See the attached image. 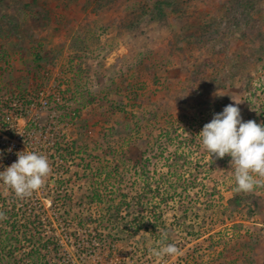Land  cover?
Masks as SVG:
<instances>
[{
    "label": "rangeland",
    "instance_id": "1",
    "mask_svg": "<svg viewBox=\"0 0 264 264\" xmlns=\"http://www.w3.org/2000/svg\"><path fill=\"white\" fill-rule=\"evenodd\" d=\"M173 1L163 16L153 9L163 0H0V110L11 99L25 107L12 91H40L11 120L14 137L0 132V171L23 151L50 165L21 207L40 203L43 220L23 234L0 225L2 237L19 241L12 259L50 241L41 254L53 264H264V181L229 207L231 157L212 156L198 136L230 104L244 121L264 118V0ZM248 16L263 29L256 45L235 32ZM150 110L160 112L135 125L133 116ZM110 127L116 132L105 137ZM179 155L175 180L168 168ZM142 185L152 200L138 216H109L120 191L129 199ZM9 189L0 182L11 208ZM161 195L169 203L159 206ZM163 228L179 249L173 256L152 254L161 242L151 231Z\"/></svg>",
    "mask_w": 264,
    "mask_h": 264
},
{
    "label": "trees",
    "instance_id": "2",
    "mask_svg": "<svg viewBox=\"0 0 264 264\" xmlns=\"http://www.w3.org/2000/svg\"><path fill=\"white\" fill-rule=\"evenodd\" d=\"M173 4H174L173 0H163V2L155 3L153 5V9L158 14H163V16H165L166 10H168V9L173 10ZM248 4H250L251 8H252L249 10L253 11L255 9V3L253 1H251ZM237 25H238V26H236L237 28L235 27L236 28L235 32H238L240 35H242L241 38L242 37L245 38V40L247 42H249L250 44H253V45L258 44V42L260 41V38L263 36V32H262L263 29L258 22L253 21V19L248 16L246 21L242 22L241 24L240 23L238 24V22H237ZM211 27H212V25H208L207 28L210 29ZM201 28H203V27L201 26ZM234 36H235V34H234ZM234 36H233V38H234ZM239 38L240 37H238V39ZM234 39L230 38V40H232V41H234ZM195 42H197V43H195V44L193 43L192 46H197L199 44L198 39H196ZM217 44H218V41L215 40L213 42V45H212V48H213L212 54H213V52H216L215 48H216ZM219 50L220 51H218V53H221L223 55V57H225V58H228L231 55L229 52L230 50H229L228 46L227 47L220 46ZM209 65H211V63L206 62V64H201L200 65L201 68H198V70L203 69V67H208ZM198 70H196L197 72H195V71L192 72L191 78L193 80H195V75L198 77V76H201L203 73L208 72V71H201V70L198 71ZM209 70H210V68H209ZM222 74H223V76H225L224 73H222ZM232 74L233 73L228 74V76H226V78H228V79L232 78V76L234 75V74L233 75ZM217 80L218 79L216 78V81ZM37 91H38L37 95H39L40 91L38 89H35L33 91V93L36 94ZM33 93L31 94L30 91H28V92L18 91L17 93H15L14 91H12L10 93V95L13 98H15L16 101H19V102L25 101L26 102L25 107L23 104L22 105L20 104L18 106V108L24 107V110L26 111L30 108V106L34 102L33 99L31 98V96L33 97L35 95ZM49 98H53V97H49ZM11 101L13 102V99H11ZM11 101H10V103H8L4 106L5 108L3 110H0V132L2 135H5L10 139L14 137V130L11 129L12 128L11 120L15 117L17 110H19L18 108H15L16 106L15 107L12 106ZM82 104H83V102L80 101L79 105H82ZM159 112L160 111L150 110V111H144V112L138 113L137 117L133 116V118L135 119V125H137L138 122L141 123L142 120L147 115L148 116H155ZM73 114H75V112ZM259 116L260 117H258L257 115H254V116L251 115L250 120H253V121L258 122L260 124H264V118L261 121V115H259ZM121 124L122 123H119L118 127H120ZM141 126L142 125L139 126V129ZM173 127L174 126L169 127V130L165 132L164 136L168 140L170 139V135L174 132ZM129 128H130V125L127 123L126 128H125L126 132H128ZM115 130H116V128L110 127V129H108L109 133H108V131L105 132V134L107 133L105 135V137L108 135L109 136L112 135V133H115L116 132ZM117 133H121V129ZM110 139L111 138H109V137L106 138V140L108 142ZM190 140H192V139H190ZM73 144L76 145V141H74ZM57 146H58V143H57ZM58 158H62V155L60 153L58 155ZM174 160H175L173 163L174 167L173 166L169 167L168 173H169V176H172L175 180H178L177 173H176V171H173V170L176 167V164L179 160H183L182 162L185 163V157L182 155H179V156H176L174 158ZM60 161H61V163L66 162L65 160L63 161L61 159H60ZM142 168H144V167H142ZM141 173H142V176L144 178L143 180L148 181L149 176H150L149 172L142 169ZM113 176H114L113 177L114 181H117L118 183L121 182L120 178L119 179L117 178V177H119V175L117 173H113ZM86 180H87V178H86ZM177 187L182 188L183 190H188L192 186L184 185L182 187V186L178 185ZM232 188H233L232 191H234V194H233V197L229 200L228 206L229 207H231V206L237 207L239 204H241L242 201H244V198L246 196L245 195L246 192L237 191L236 190V183H235V185H233ZM149 190L150 189H149V187H147V185H142L140 191L138 193H135L133 195V197H131L129 199H127L128 195H126V197H122L123 195H121V193H120L122 191H120L119 195H117L118 196L117 201L110 205L111 211H110L109 216L117 217V216L121 215L122 210H124V212H126V214H128L129 216H138L140 214V212L142 211V208L144 207V201L145 200L146 201L152 200V198L148 194ZM167 190L169 191V188ZM89 195L90 196H88V199H90V202H92V200H94L93 198H95L96 194H89ZM168 198H171V197H166V196L163 197L161 195V197L159 199V206H161L162 204L169 203ZM9 199L11 200V205H12L11 208L7 207L8 206L7 198L0 200V212H2L4 214V218L0 219V225L9 224V228L12 229V231L18 230L19 232H21L23 234V233L30 231V230H28V228H31V226L35 225L36 221L38 222V220H43L42 214H46V213H45V210L43 209V207H41L40 203H35L32 207L31 206L28 207L25 205V208H21V207H24V202L28 201L27 197H24V198L17 197L11 189H9ZM18 204L20 205V207H16V205H18ZM4 205L6 207H5V209L2 210L1 207ZM102 232L103 231L98 230V233H102ZM159 234H163V235L167 234L166 238L164 239V243H165L166 240L170 239L171 230L163 228V231H161V230L160 231H154V232H153V230L151 231V236L158 235V237H156V238L159 240V242H161L162 236ZM12 237H13L12 235H5L4 237H2V235H0V264H53L54 259L48 260V256L45 257L44 254H41V251H42L41 249L46 251L49 248H51V247H49V246H51V245H49V244H51L50 241L45 246L42 245L41 247H36V248L33 247L32 250H30V252H28L26 254V256L21 259V261H19L18 259L17 260L12 259V255L16 251L17 247L15 245H13L11 243V241H15L16 243L19 242L17 239H15L14 237L12 238ZM160 244L158 245L159 247L161 246ZM53 250H54V247H53Z\"/></svg>",
    "mask_w": 264,
    "mask_h": 264
},
{
    "label": "clouds",
    "instance_id": "3",
    "mask_svg": "<svg viewBox=\"0 0 264 264\" xmlns=\"http://www.w3.org/2000/svg\"><path fill=\"white\" fill-rule=\"evenodd\" d=\"M234 101V100H233ZM236 105L239 103L235 102ZM204 150L217 158L231 157L237 191H252L264 181V124L244 121L240 109L230 104L214 114L198 135ZM17 161L0 171V182L8 186L17 197L31 196L39 190L50 172L47 157L36 152H19ZM4 214L0 212V219ZM153 248L154 256H173L179 249L164 243Z\"/></svg>",
    "mask_w": 264,
    "mask_h": 264
}]
</instances>
